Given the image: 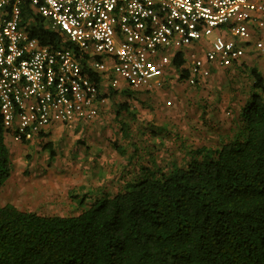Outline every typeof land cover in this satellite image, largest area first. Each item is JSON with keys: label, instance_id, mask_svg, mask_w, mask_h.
I'll return each mask as SVG.
<instances>
[{"label": "built area", "instance_id": "2783aa9c", "mask_svg": "<svg viewBox=\"0 0 264 264\" xmlns=\"http://www.w3.org/2000/svg\"><path fill=\"white\" fill-rule=\"evenodd\" d=\"M247 50L264 53V0H0L5 137L25 144L55 124L82 129L112 92L164 88L179 54L180 80L198 87Z\"/></svg>", "mask_w": 264, "mask_h": 264}, {"label": "trees", "instance_id": "16d2710c", "mask_svg": "<svg viewBox=\"0 0 264 264\" xmlns=\"http://www.w3.org/2000/svg\"><path fill=\"white\" fill-rule=\"evenodd\" d=\"M32 33L44 41L55 36L40 27ZM174 62L180 67L184 59ZM251 74L254 92L237 133L216 149L191 151L203 157L186 168L139 167L138 181L75 215L0 200V264H264V79L255 67ZM43 147L53 159L50 143ZM11 171L0 111V193Z\"/></svg>", "mask_w": 264, "mask_h": 264}, {"label": "rangeland", "instance_id": "374dc122", "mask_svg": "<svg viewBox=\"0 0 264 264\" xmlns=\"http://www.w3.org/2000/svg\"><path fill=\"white\" fill-rule=\"evenodd\" d=\"M244 59L240 69H214L207 84L198 87L187 86L178 70L172 69V87L159 89L150 97L146 93L129 97L112 92L98 119L87 127H63L57 132L51 129L39 140L19 143L15 155L10 147L13 178L18 177V209L43 215H75L102 194L113 195L124 188L123 183L138 181L142 176L133 170L135 167L155 162L162 168L171 163L172 167L186 168L193 158L201 160L203 154L191 152L201 144L197 141H202L195 131L204 127L208 141H203L214 145L212 148L233 137L241 125V112L254 92L251 68L255 67L264 79V53L247 50ZM123 101L128 103V111L117 115ZM217 109H222L224 116L234 115L235 126L232 119L229 127L222 126L218 132L213 129L218 125L210 112ZM46 143L55 153L53 159L43 147ZM115 145L133 158L121 155ZM10 196L8 193L6 201ZM79 198L84 203L78 202Z\"/></svg>", "mask_w": 264, "mask_h": 264}, {"label": "crops", "instance_id": "0c3cea01", "mask_svg": "<svg viewBox=\"0 0 264 264\" xmlns=\"http://www.w3.org/2000/svg\"><path fill=\"white\" fill-rule=\"evenodd\" d=\"M178 67L179 66H176V68L178 69ZM233 67H237L238 69H240V67H241V65L240 64H238V65H235V66H232V71L235 69V68H233ZM220 70H224V69H220ZM226 70V69H225ZM215 71H219V69H216ZM171 76V75H170ZM170 76H167L166 78H167V82H166V84L164 85V88H166V87H172V81H173V79L172 78H170ZM163 89V88H162ZM158 91V90H157ZM157 91H154V92H148V93H146V95H148L149 97L152 95V93L153 94H155ZM235 105H237L236 103H235ZM104 110V109H103ZM238 111H240V106L238 105ZM241 112V111H240ZM238 113V114H241V113ZM102 113V112H101ZM210 114H211V116H212V121L213 122H215L218 126L217 127H215L214 125H212V126H214L213 127V129H216V131L217 130H219L218 128H220V127H222L223 126V128H226L227 126L229 127L230 126V122H231V120L233 119V125L232 126H235V118L233 117L234 115H231L230 117H227L226 115L224 116V113H222V109H217V110H213V111H211L210 112ZM228 114V113H227ZM242 122H240V124H241ZM214 124V123H213ZM63 127H70V126H65V125H61V124H55L54 126H53V128H52V130L53 131H55V132H57V131H59V130H62L63 129ZM85 127H87V126H85ZM238 128H239V126H238ZM204 129V127H200V129H198V131L196 132L195 131V134H196V137L197 138H201L202 139V141L200 140V141H197V143H201L200 145H199V147H197L196 145L193 147L194 149L193 150H195V149H197V148H202V147H204V148H211V149H216V148H218L219 146H217V147H214V148H212L214 145H209V144H207V142L206 143H204V141H203V139H205L206 141H208V137H207V135L202 131ZM205 129H210V128H208V127H205ZM51 130V131H52ZM90 130H92V129H90ZM51 131H49V132H51ZM218 132V131H217ZM233 134H235V133H233ZM220 135V134H219ZM221 136V135H220ZM199 140V139H198ZM228 140V139H227ZM226 140V141H227ZM5 141H6V144H7V146H8V148H9V152H10V156L12 157L13 155H12V153H11V150H10V147H12V150H14V155L15 154H17V151H16V149L18 150V144L19 143H15V142H13V141H11L10 140V138L9 137H5ZM8 142V143H7ZM21 145V144H20ZM220 145V144H219ZM134 171H136V172H140V168L139 167H135L134 169H133ZM20 179H23L22 177H20ZM17 182V183H16ZM123 184H125V183H123ZM3 192H5V195H4V197H3ZM8 193H10L11 194V196H10V200L9 201H6V198H7V195H8ZM0 200H1V203L2 204H5V203H11V204H13V205H15L17 208H18V177L17 178H13V174H12V171H11V176H10V178L7 180V182L5 183V185L3 186V188H2V190H1V193H0Z\"/></svg>", "mask_w": 264, "mask_h": 264}, {"label": "bare ground", "instance_id": "6f19581e", "mask_svg": "<svg viewBox=\"0 0 264 264\" xmlns=\"http://www.w3.org/2000/svg\"><path fill=\"white\" fill-rule=\"evenodd\" d=\"M15 179V178H14ZM17 183V182H16Z\"/></svg>", "mask_w": 264, "mask_h": 264}, {"label": "clouds", "instance_id": "9594fccd", "mask_svg": "<svg viewBox=\"0 0 264 264\" xmlns=\"http://www.w3.org/2000/svg\"><path fill=\"white\" fill-rule=\"evenodd\" d=\"M7 138V137H6Z\"/></svg>", "mask_w": 264, "mask_h": 264}]
</instances>
